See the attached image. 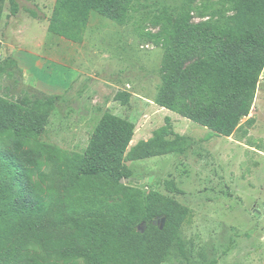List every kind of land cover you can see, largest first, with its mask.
I'll list each match as a JSON object with an SVG mask.
<instances>
[{
	"label": "trees",
	"instance_id": "trees-1",
	"mask_svg": "<svg viewBox=\"0 0 264 264\" xmlns=\"http://www.w3.org/2000/svg\"><path fill=\"white\" fill-rule=\"evenodd\" d=\"M194 2L186 0L178 15L165 11L155 21L161 30L149 33L164 49L154 100L217 135L242 130L245 137L255 119L242 120L264 71V0H228L226 10L200 22L192 20L200 10ZM6 3L12 15L21 10L19 0H0V20ZM134 3L56 0L48 29L83 43L93 12L125 24ZM48 124L28 97L0 94V264H164L174 251L187 257L182 227L191 208L121 182L136 175L128 161L174 152L180 136L172 140L163 128L129 150L135 122L105 111L86 148L70 153L42 140ZM164 184L183 193L175 180ZM163 218L161 227L155 221Z\"/></svg>",
	"mask_w": 264,
	"mask_h": 264
},
{
	"label": "rangeland",
	"instance_id": "rangeland-1",
	"mask_svg": "<svg viewBox=\"0 0 264 264\" xmlns=\"http://www.w3.org/2000/svg\"><path fill=\"white\" fill-rule=\"evenodd\" d=\"M19 1L20 12L12 15L6 3L0 20V40L12 45L0 42V94L28 97L48 116L42 140L81 152L105 111L135 122L129 150L167 128L172 140L180 136L176 151L128 161L143 182L124 178L191 208L182 227L188 255L174 251L164 264H264V71L251 113L242 120L255 119L249 135H217L154 100L164 49L149 33L159 32L156 19L165 11L178 15L186 0H135L125 24L93 12L83 43L47 31L56 0ZM194 4L200 7L192 12L194 22L229 7L228 0ZM121 93L130 99L123 101ZM165 180H175L183 193L171 192Z\"/></svg>",
	"mask_w": 264,
	"mask_h": 264
},
{
	"label": "crops",
	"instance_id": "crops-1",
	"mask_svg": "<svg viewBox=\"0 0 264 264\" xmlns=\"http://www.w3.org/2000/svg\"><path fill=\"white\" fill-rule=\"evenodd\" d=\"M41 23V22H40ZM46 27V29H47V31H49V29H48V27H49V23H47V25L45 26ZM50 32V31H49ZM51 33V32H50ZM53 36L54 35H56V34H53V33H51ZM61 38L60 39H65L66 41H70V40H68V39H66V38H64V37H62V36H60ZM61 41V40H60ZM0 42H2V43H4L6 46H12L11 45V43L10 42H4V41H2V40H0ZM71 43H75V42H72V41H70ZM41 45V44H40ZM13 47H15V45H13ZM9 58H13L11 55H9L8 56ZM13 60H15L16 62H17V60L15 59V58H13ZM18 64V66L21 68V69H23L24 70V73L25 74H28L29 72H28V70L24 67V66H22V65H20L19 63H17ZM51 95H56V94H51Z\"/></svg>",
	"mask_w": 264,
	"mask_h": 264
},
{
	"label": "water",
	"instance_id": "water-1",
	"mask_svg": "<svg viewBox=\"0 0 264 264\" xmlns=\"http://www.w3.org/2000/svg\"><path fill=\"white\" fill-rule=\"evenodd\" d=\"M131 179H133L137 183L143 182V181H139L136 177H132ZM152 179H153V177L150 178V181H152ZM121 182L125 183L126 182V179H124V178L121 179ZM155 222H157V221H155ZM164 224H165V218H163V220H162L161 227H164ZM146 227H147V222L146 221L142 222L140 224V226H139V228H140L141 231H144L146 229Z\"/></svg>",
	"mask_w": 264,
	"mask_h": 264
}]
</instances>
